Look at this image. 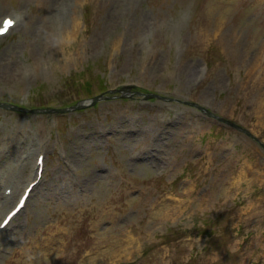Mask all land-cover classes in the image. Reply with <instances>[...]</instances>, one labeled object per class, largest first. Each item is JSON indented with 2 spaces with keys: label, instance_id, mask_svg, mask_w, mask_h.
<instances>
[{
  "label": "rangeland",
  "instance_id": "1",
  "mask_svg": "<svg viewBox=\"0 0 264 264\" xmlns=\"http://www.w3.org/2000/svg\"><path fill=\"white\" fill-rule=\"evenodd\" d=\"M6 15L0 102L70 109L0 106V188L19 172L21 194L46 153L0 264H264L263 146L182 101L264 142V0H0ZM124 85L180 101L91 105Z\"/></svg>",
  "mask_w": 264,
  "mask_h": 264
},
{
  "label": "bare ground",
  "instance_id": "2",
  "mask_svg": "<svg viewBox=\"0 0 264 264\" xmlns=\"http://www.w3.org/2000/svg\"><path fill=\"white\" fill-rule=\"evenodd\" d=\"M83 1L84 0H79V2H80V4H83ZM70 22H71V28H72V30L70 31V33H72V34H75V36L77 37V36H79L81 33H82V27H81V21H80V19L78 18V16L77 15H75V14H71L70 15ZM61 40L63 41V42H70L71 40H72V38L71 37H69V35L68 34H65V35H62V37H61ZM80 52H81V50H78V55L80 54ZM69 57H71L72 58V56L71 55H69ZM69 57H65V59H70ZM73 58H75V57H73ZM65 62V61H64ZM37 152H38V150H37ZM37 155V154H36ZM35 161H36V158H35ZM30 162V158L26 161V163H29ZM29 165V164H28ZM34 169H35V162H34V164H33V166H32V169H31V171L34 173ZM36 173H37V171H36ZM36 176V175H35ZM36 178V177H35ZM30 183V182H29ZM6 194V193H5ZM1 195H3V192H1ZM18 202V201H17ZM10 205H11V201H9V202H7L6 203V205H4V203L3 202H1V197H0V223H1V221H3V219L5 218V216L14 208V206H12L11 208H9L10 207ZM5 206V207H4ZM8 208H9V211H8ZM27 208H28V202H27V204L25 205V207L19 212V213H22L23 211H25V210H27ZM8 211V212H7ZM18 213V214H19ZM163 213V212H162ZM18 214L11 220V222L8 224V226L4 229V230H7V229H9L10 228V226L14 223V220H15V218H17V216H18ZM164 215H166L167 216V213H165ZM4 230H2L0 233H2ZM4 233V232H3ZM129 240H130V242L132 243V244H135L136 243V239L134 238V237H129ZM135 245H131V247L130 248H133ZM40 247H42L41 245H40ZM123 250H125V248L123 249ZM93 251H96L95 252V254H96V257L98 256V254H99V249L98 248H96V249H94ZM95 257V258H96ZM99 264H101V263H99Z\"/></svg>",
  "mask_w": 264,
  "mask_h": 264
},
{
  "label": "water",
  "instance_id": "3",
  "mask_svg": "<svg viewBox=\"0 0 264 264\" xmlns=\"http://www.w3.org/2000/svg\"><path fill=\"white\" fill-rule=\"evenodd\" d=\"M125 89H128V87H123V88H121L119 91H123V90H125ZM125 94H123V96H124ZM155 96L156 94H153V93H150V94H146V97H149V96ZM101 97L102 98H107L108 96H105L104 94H102L101 95ZM25 110H28V109H25ZM32 111H45V110H47V111H51L50 109H31Z\"/></svg>",
  "mask_w": 264,
  "mask_h": 264
},
{
  "label": "snow or ice",
  "instance_id": "4",
  "mask_svg": "<svg viewBox=\"0 0 264 264\" xmlns=\"http://www.w3.org/2000/svg\"><path fill=\"white\" fill-rule=\"evenodd\" d=\"M13 25V21L11 19L5 22V26L3 29H0V32H6Z\"/></svg>",
  "mask_w": 264,
  "mask_h": 264
},
{
  "label": "trees",
  "instance_id": "5",
  "mask_svg": "<svg viewBox=\"0 0 264 264\" xmlns=\"http://www.w3.org/2000/svg\"><path fill=\"white\" fill-rule=\"evenodd\" d=\"M103 90V89H102ZM89 92L91 91V90H88Z\"/></svg>",
  "mask_w": 264,
  "mask_h": 264
}]
</instances>
